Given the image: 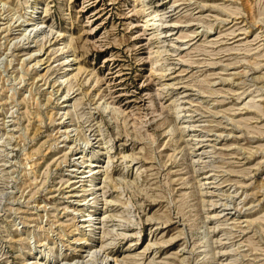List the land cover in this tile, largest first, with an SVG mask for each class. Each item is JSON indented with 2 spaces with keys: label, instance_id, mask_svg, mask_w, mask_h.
Segmentation results:
<instances>
[{
  "label": "rangeland",
  "instance_id": "374dc122",
  "mask_svg": "<svg viewBox=\"0 0 264 264\" xmlns=\"http://www.w3.org/2000/svg\"><path fill=\"white\" fill-rule=\"evenodd\" d=\"M103 253L264 264V0H0V264Z\"/></svg>",
  "mask_w": 264,
  "mask_h": 264
},
{
  "label": "bare ground",
  "instance_id": "6f19581e",
  "mask_svg": "<svg viewBox=\"0 0 264 264\" xmlns=\"http://www.w3.org/2000/svg\"><path fill=\"white\" fill-rule=\"evenodd\" d=\"M141 1H145V0H141ZM148 4H149V2H147ZM9 4V3H8ZM9 19V18H8ZM40 20V19H39ZM43 23V21L42 20H40V21H38L37 22V24H34L35 26H33L32 28H30V30L32 31V30H36L37 28H38V26H39V24H41V23ZM152 23H155V22H152ZM50 30V29H49ZM30 31V32H31ZM52 30H50L49 32H51ZM55 33V32H54ZM49 34V33H48ZM69 46H70V43H69ZM156 52L158 53L157 54V56L158 55H160V52H159V50H156ZM36 57V56H35ZM68 57V56H67ZM69 60H68V63H67V70H68V72H66V73H64V78H63V82H67L70 78H71V76H73L74 74L71 72L74 68L73 67H71V65L72 64H74V63H76V62H74V63H71V60L73 59V58H68ZM78 68H80V66L78 67ZM62 80V79H61ZM65 95H68V94H66L65 93ZM65 95H64V97H65ZM181 97L182 96H180V97H176L175 99H174V101H175V104H177L179 107H181L182 106V101H180V99H181ZM65 99H67L66 97H65ZM2 100V99H1ZM108 104V103H107ZM111 104V103H110ZM65 106H71V104L69 103V104H65ZM106 108L108 109V110H110L111 112H113V111H115L117 108L116 107H114L113 105L111 106H106ZM183 110V109H182ZM117 111V110H116ZM203 152V151H202ZM98 165V164H97ZM97 165H94L93 167H91L90 168V173L93 175V173L95 172V170H94V168H95V166H97ZM98 166H100V165H98ZM137 171H138V168H137ZM90 175V174H89ZM205 180V179H204ZM205 182H207V181H205ZM129 202V201H128ZM128 205V204H127ZM89 217V216H88ZM90 220V219H89ZM88 220V221H89ZM92 222V221H91ZM91 222H90V224H91ZM93 224V223H92ZM51 225V224H50ZM91 226V225H90ZM93 228V227H92ZM91 228V229H92ZM45 229V228H44ZM114 229V228H113ZM91 232V231H90ZM137 233H138V231H137ZM139 238V237H138ZM220 238V237H219ZM41 241V240H40ZM149 248V246L147 245L146 247H144V249L142 250V253L145 251V250H147ZM99 251H101V248H100V250ZM103 251V250H102ZM95 252H97L96 250L94 251V253H89L90 255H91V257L90 258H95L96 257V253ZM99 254H100V252H98ZM102 253V252H101ZM137 255H140L141 254V252H138V253H136ZM103 260L101 261L103 264H117L116 263V258L115 257H113V256H111L110 257V255L109 254H107V253H103ZM89 256V255H88Z\"/></svg>",
  "mask_w": 264,
  "mask_h": 264
}]
</instances>
